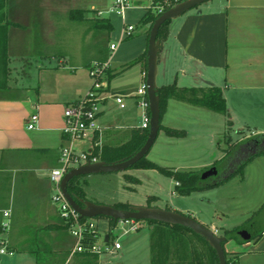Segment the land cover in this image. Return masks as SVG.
I'll list each match as a JSON object with an SVG mask.
<instances>
[{"label":"crops","instance_id":"0c3cea01","mask_svg":"<svg viewBox=\"0 0 264 264\" xmlns=\"http://www.w3.org/2000/svg\"><path fill=\"white\" fill-rule=\"evenodd\" d=\"M110 4L111 0H7L6 18L13 25L7 29L8 73L0 83V251H5L0 253V264H36V257L42 264H76V256L70 255L73 238L51 204L49 173L59 167L65 148L89 153L97 140L100 145L118 146L129 140L133 130L141 129L131 126L130 119L105 116L107 100L102 96L96 133L73 142L63 134L65 108L86 95L92 83L89 70L106 55L99 57L100 49L91 41L99 32L97 20L107 19L97 13ZM149 5L150 0L133 1V7L144 13ZM142 25L148 42L149 26ZM83 44L88 45L90 56H82ZM49 49L56 65L42 61L41 53ZM146 51L147 44L133 61ZM133 61L120 70L128 77L124 86L104 93L121 95L124 101L132 98L133 109L140 110L133 93L146 70L141 62L134 65L139 73L128 75L126 67ZM81 67L87 75L78 71ZM157 69V87L175 83L185 88H219L227 107L226 126L241 127L239 132L249 129L250 137L264 135V0H209L171 20L159 42ZM135 81L136 88L131 85ZM201 110L206 109L170 100L162 126L176 129L185 122L214 120ZM33 114L38 121L30 130ZM101 175L79 180L86 200L111 206L144 205L91 191ZM128 179L139 182L132 176ZM6 211L8 218L3 216ZM7 221L8 228L2 229ZM224 250L232 257L258 256L257 262L264 264V232L256 241L229 240Z\"/></svg>","mask_w":264,"mask_h":264},{"label":"rangeland","instance_id":"374dc122","mask_svg":"<svg viewBox=\"0 0 264 264\" xmlns=\"http://www.w3.org/2000/svg\"><path fill=\"white\" fill-rule=\"evenodd\" d=\"M133 1L136 0H130L131 10H126L124 13V24L131 25L134 28L132 37L122 39L123 20L115 14H106L105 11H101L103 13L102 18L109 19L112 30L108 33L99 31L98 35L94 36L91 41L92 45H98L100 49L99 57L106 54V62H108L110 70L118 72L110 82L112 91L114 88L119 89L124 86L128 77L126 71L120 72L121 68L133 61L147 44L143 32L144 27L139 23L144 10L135 9ZM111 44L117 48L110 54L107 50ZM87 47V44L83 47V57L90 56ZM44 52L41 53L42 61L47 64L50 63V66L56 65L57 58L50 56V49ZM72 53L76 52L72 51ZM32 59L33 57L29 58L30 63H33ZM37 60H40V58ZM139 69L138 66L130 67L128 75ZM78 71L87 75L85 67H81ZM32 74L31 76L35 78L34 72ZM0 75V83H2L5 77L1 73ZM28 80L29 78H26V81ZM102 96L107 100L105 116L123 121L130 119L131 126L141 127V112L133 109L132 98H125L126 108L120 110L110 94L103 93ZM100 103L98 107L102 109L103 105ZM201 111L212 115L214 120L208 122L204 120L202 123H182L181 127H176V129L183 131V135L180 137L168 136L163 129L159 130L152 147L146 155V159L165 169L200 173L205 168L211 167L215 161L220 160L223 150L228 148V139H231L230 143L232 141L236 143L245 135L251 136L249 129L239 132V129H242L241 127L226 126L223 115L207 110ZM160 123L164 125L162 119ZM131 176L138 178L139 182L130 181L128 177ZM97 177L99 178H96L98 179L96 186H91L93 192L112 195L122 201L127 200L135 204H144L137 206H157L164 210L177 208L180 214H192L197 222L206 225L207 228H212L211 230L216 235L224 234L225 231H236L237 233L241 228V231L244 232L243 227L251 222L254 213L264 202V155L262 154L253 158L244 167L242 174L234 175L218 186L193 189L187 194L178 193L176 191L177 181L157 169L137 167L130 168L125 172L103 174ZM90 221L94 224L97 232L95 239L91 240L93 244L100 246L104 241V237L110 235L111 242H117L121 247V250L113 256L102 255L100 257L102 264H150L151 228L146 221H141L136 230H129V222H118L115 227H111L109 221L104 218H92ZM193 242L203 261L208 262L206 246L195 237ZM226 255L232 264H259L256 258L258 256H244L241 258L238 255L232 257L227 252Z\"/></svg>","mask_w":264,"mask_h":264},{"label":"trees","instance_id":"16d2710c","mask_svg":"<svg viewBox=\"0 0 264 264\" xmlns=\"http://www.w3.org/2000/svg\"><path fill=\"white\" fill-rule=\"evenodd\" d=\"M175 3L173 0H153L154 6H163V11L170 9ZM6 6L7 0H0V73L6 77L8 73V55H7V29L13 25L11 21L6 18ZM161 15L156 10L149 8L144 15L141 17L139 23L147 24L149 26L148 33L153 22ZM170 21L164 23L157 35L159 41L164 37L165 30ZM99 31L110 32L112 25L107 19H99L97 23ZM164 33V34H163ZM106 61L104 57L100 62ZM143 62V68L146 70V55L143 54L138 56L130 65L126 67L130 68L138 63ZM117 75L113 71L106 69L105 76L108 84L110 85L111 80ZM110 88V86H109ZM157 95L159 98V109H160V121L162 114L164 113L167 103L170 100L184 102L195 107L203 108L213 113L227 116V107L222 97L221 91L217 87L208 88H185L178 87L175 83L169 85H163L157 87ZM229 125V123H228ZM163 129L168 136L180 137L183 135V131L167 128L159 125V130ZM148 135L147 129L133 130L131 137L128 141L118 146H107L100 145L94 147L88 153L89 161H104L106 163L118 162L125 160L133 156L145 143ZM228 141V148L224 151L225 155L222 159L215 161L211 167H215L219 174L213 178L201 180V174L209 169L205 168L200 173H187L179 172L170 169L158 167L155 163L143 157L139 162L133 165L131 168L141 167L144 169H157L160 172L172 177L177 181L178 185L176 191L180 194H187L189 191L198 188H207L218 186L231 177L237 174H242L244 167L256 156L264 155V149L257 150L242 160H238L240 151L249 147V145L264 141V135H256L250 137L241 142L230 144ZM242 148V149H241ZM224 163V165H223ZM83 177H77L68 183V192L74 197L82 200H86L83 184L79 180ZM114 208L120 210H128L129 205L124 203H117L113 205ZM169 210V209H165ZM190 217L189 215H186ZM104 218V217H96ZM109 221L111 227H115L118 222H114L112 219L104 218ZM261 221V222H260ZM151 228L150 232V264H215L217 258L215 252L208 246V244L198 235L191 232L189 229L181 226H172L163 224L155 221H146ZM62 227L67 231L66 225L61 221ZM244 232L239 231H225L223 237L225 242L229 240H237L238 242H250L258 240L264 232V203L254 213L251 222L243 227ZM246 233V234H244ZM108 243L111 242L110 235H108ZM199 239L207 248L208 251V262H204L199 254L198 250L194 246L193 238ZM224 242V243H225ZM224 243L222 245H224ZM76 264H99L98 258L90 253L76 254ZM226 264L232 262L227 259ZM36 264H42L38 257L35 259Z\"/></svg>","mask_w":264,"mask_h":264},{"label":"built area","instance_id":"2783aa9c","mask_svg":"<svg viewBox=\"0 0 264 264\" xmlns=\"http://www.w3.org/2000/svg\"><path fill=\"white\" fill-rule=\"evenodd\" d=\"M180 1L182 0H173V3L176 4ZM149 8L156 10L158 13H162L163 11V6H154L153 0H150ZM129 9L130 0H111L109 8L105 11L106 14H115L123 20V28L121 31L122 39L132 37L134 32L133 26L124 24V13ZM102 14V12L97 13L98 17H101ZM108 48L111 54L117 47L111 44ZM106 69H109V64L106 61L101 64L93 63L89 70V76L92 82L90 89L82 99L68 105L64 110L63 134L71 142L82 140L98 131L96 123L98 113L100 112L98 104L102 100V94L109 90V84L105 76ZM145 75L146 74L142 75V81L138 84L136 92L133 93V97L136 98V104L142 112L141 129L149 128L150 120ZM112 97L119 109L125 108L123 96L113 95ZM37 121L38 116L36 114L31 115L28 129H34ZM93 146L99 147L100 141H95ZM88 162H95V160H88V153H75L70 147L63 149L59 157V167L51 170L49 173V181L52 187L50 200L60 220L66 225L69 235L73 238L74 244L70 251V255L86 252L97 256L99 261L100 257L104 254L111 256L117 254L121 250L120 244L117 242L105 243L104 241L100 246L93 244L91 240L95 239L97 234L94 224L91 223L90 219L81 218L80 215L70 207L62 195L60 187L65 173L72 167ZM9 214V211H6L3 213V216L8 218ZM124 222H129V230H136L140 225V221L130 220ZM1 226L2 229L8 228V221L2 223ZM0 253L3 254L5 251L1 250Z\"/></svg>","mask_w":264,"mask_h":264},{"label":"water","instance_id":"95a60500","mask_svg":"<svg viewBox=\"0 0 264 264\" xmlns=\"http://www.w3.org/2000/svg\"><path fill=\"white\" fill-rule=\"evenodd\" d=\"M207 1L209 0H182L179 3L174 4L170 9L161 13L150 28L147 42L145 73L150 120L148 135L143 146L133 156L125 160L113 163H106L104 161L88 162L71 168L64 174L60 187L65 200L81 218L92 219L96 217H104L112 219L114 222L130 220L140 222L155 221L172 226H181L189 229L208 244V246L215 252L217 258L215 264H226L225 250L222 245L225 242V238L223 236L215 235L212 230L191 217L157 207L133 206L129 207L128 210H120L111 205L98 204L89 200L78 199L71 195L67 189L68 183L74 178L126 171L148 154L157 137L160 125L159 98L157 95V61L160 42L157 38L158 32L164 23L183 15ZM137 71L139 73V70ZM137 84L138 81L131 83L134 88L137 87ZM216 175L217 169L215 167H210L201 174L200 179L206 180L215 177ZM108 238V235L104 237L105 243L108 242Z\"/></svg>","mask_w":264,"mask_h":264},{"label":"flooded vegetation","instance_id":"af4514ba","mask_svg":"<svg viewBox=\"0 0 264 264\" xmlns=\"http://www.w3.org/2000/svg\"><path fill=\"white\" fill-rule=\"evenodd\" d=\"M264 149V141H259V142H255L251 145H249V147L243 149L240 151V154L238 155L239 158H237L238 160H242L243 158L247 157L249 154L254 153L257 150H261ZM219 174V171L217 170V175ZM216 175V176H217ZM213 178V177H212Z\"/></svg>","mask_w":264,"mask_h":264}]
</instances>
